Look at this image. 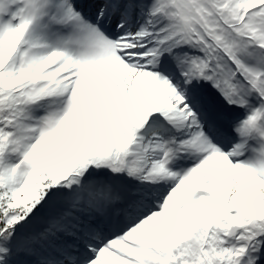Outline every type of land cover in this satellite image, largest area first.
I'll list each match as a JSON object with an SVG mask.
<instances>
[{
    "label": "snow or ice",
    "instance_id": "obj_1",
    "mask_svg": "<svg viewBox=\"0 0 264 264\" xmlns=\"http://www.w3.org/2000/svg\"><path fill=\"white\" fill-rule=\"evenodd\" d=\"M0 264H264V0H0Z\"/></svg>",
    "mask_w": 264,
    "mask_h": 264
}]
</instances>
